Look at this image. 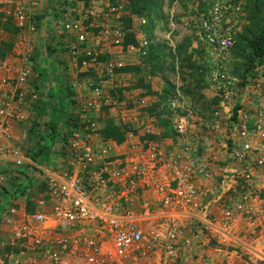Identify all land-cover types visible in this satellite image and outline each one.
Returning <instances> with one entry per match:
<instances>
[{"label": "built area", "instance_id": "obj_1", "mask_svg": "<svg viewBox=\"0 0 264 264\" xmlns=\"http://www.w3.org/2000/svg\"><path fill=\"white\" fill-rule=\"evenodd\" d=\"M68 2L60 10L63 48L80 69L97 67L100 79L87 84L92 96L71 117L76 127L61 131L60 161L47 168L9 142L10 123L22 120L36 100L25 90L29 55H19L12 78L0 81L8 89L0 97V188L7 182L4 166H27L43 185L31 210L0 209L8 234L4 258H12L9 264H182V254L194 248L201 264H264V57L250 75L229 68L243 0H196L178 17L200 54L204 87L215 104L201 133L195 127L202 119L178 103L175 90L157 109L169 122L168 138L157 135L147 96L118 103L103 98L98 86L122 68L110 57L97 60L103 43L140 58L156 35L123 48L124 31L104 24L98 39L88 38L84 15L76 17ZM178 4L170 1L169 20ZM117 10L106 4L103 20ZM13 20L18 31H33L21 9ZM100 109L113 110L114 125L123 128L120 141L98 137L91 114ZM30 194L22 188L24 200Z\"/></svg>", "mask_w": 264, "mask_h": 264}, {"label": "crops", "instance_id": "obj_2", "mask_svg": "<svg viewBox=\"0 0 264 264\" xmlns=\"http://www.w3.org/2000/svg\"><path fill=\"white\" fill-rule=\"evenodd\" d=\"M64 0H0V12L4 15L12 16L14 11L21 9L29 17V23L33 27L32 32L25 30L14 32L13 34H5L0 31V42H9L11 49L0 59V81L10 79L13 76V65L19 55L26 53L29 55V78L25 87L26 91H33L36 95V100L30 103L23 111V119L19 122H12L9 125V142L11 145L19 148L23 154L27 155L34 164H39L44 168L55 166L58 164L55 149L48 147V139L43 136L42 132H47L46 129L38 133H34L33 123H59L61 120L71 118L73 114L78 113V106L83 101L89 100L92 96L87 84L89 82H98L99 69L95 66L90 67L87 71L80 69L74 58L68 54L63 46L66 44V35L61 27L60 10ZM72 0L68 2L71 7H74L76 17L78 14H89L103 19L100 12L105 10L106 3H101L102 0H95L96 5L91 9L86 8L92 0ZM130 14V13H129ZM75 17V18H76ZM118 17H116L117 19ZM130 20L136 16L129 15ZM99 19H92V22H99ZM109 26V23H104ZM115 24H119L115 22ZM103 23L100 22L99 26ZM153 28V27H152ZM128 30V29H127ZM133 33V28L129 29ZM141 31V30H140ZM155 31L152 29L151 34ZM141 34V33H139ZM134 35L135 41L138 39ZM144 35V34H143ZM90 36L88 38H91ZM98 39V36L93 38ZM104 58H113L120 66L125 67L126 64H136L137 56L129 55L118 48L109 47L106 43L101 45ZM133 73L120 72L111 79H101L98 83L100 93L103 98L110 99L111 88H126L127 81L134 80ZM144 79V77H142ZM132 84L134 83L131 82ZM146 87L150 88V92L159 93L160 84L156 78L149 76L143 82ZM148 84V85H147ZM71 85H74L72 88ZM158 85L159 87H156ZM7 88H0V97L7 94ZM108 92L109 95L106 93ZM122 97L139 94L137 87L121 89ZM126 93V94H125ZM125 94V95H123ZM147 95H145L146 97ZM155 96H149L147 103H152L148 113H151L156 118L153 124L160 138L163 128L159 125V114L157 111L159 103H154ZM114 100V99H113ZM118 103H123L125 100H115ZM130 101H125L128 105ZM100 109L91 114L97 123V135L101 137V130L109 124H113L114 113ZM201 132V131H200ZM38 134V135H37ZM46 134V133H44ZM52 134V133H51ZM210 142V141H209ZM45 146L46 148H43ZM217 159L221 156L214 152ZM4 173L7 175V182L0 188V209L7 205H15L19 210H31L32 202L40 195L43 185L39 175L30 168L23 167L20 169H12L4 166ZM204 188L211 185V179L204 181ZM29 187L30 198L24 200L22 198V188ZM7 230L0 225V264H9L11 257L4 258L7 249L4 248V243L7 238ZM193 248L190 252L182 254V264H201L202 260L197 257Z\"/></svg>", "mask_w": 264, "mask_h": 264}, {"label": "rangeland", "instance_id": "obj_3", "mask_svg": "<svg viewBox=\"0 0 264 264\" xmlns=\"http://www.w3.org/2000/svg\"><path fill=\"white\" fill-rule=\"evenodd\" d=\"M83 1L85 4H87L86 2H89L87 0ZM170 1L171 0H162L163 5L160 7V13H158V15L154 13V10L150 13V25L153 27L152 29L155 31L154 34L156 37L152 40L151 44H149L148 55L141 58L136 57V64L125 65V72L134 74V83L132 84L131 82L133 81L128 80L127 85L129 86L126 88H111V90H109L111 96L110 98L112 100H125L130 101L129 103H136L139 98L147 95V97L155 96L154 103H165L166 99L173 96L176 90L179 94L178 103H184L185 106H189L196 110L198 116L202 119L201 125L197 126L196 124L195 128L197 129L199 127L198 130L201 131V133H206L208 130L207 127L210 124V115L215 103L211 94L206 91L202 84L199 67L200 58L198 54L190 47V45L189 47L187 46L188 48L183 45L184 40L188 39V35L178 21V17H183L189 8L192 9L196 0H179V7L174 10L175 17L169 20L167 10L169 9ZM261 1L262 0H243V6L245 5V9L244 11L242 9V12L244 17L241 22L239 36L233 50L231 67V69L233 68L234 72L238 75H247L246 71L257 67L260 64L261 59L264 57L263 51V56L257 58V56L253 54L250 46L252 39L258 33L260 17L262 15L251 16V12H253L254 7L260 8ZM103 2L107 5L118 8L116 13L107 17V23H109L110 26L120 27L125 34L127 29L132 27L134 35L141 33L137 35L138 39L144 36L143 32L140 31V27L143 25L140 24V18L136 17L135 19L133 18V20H130L129 18V0H102L101 3ZM95 5V0H92L86 8L91 9V7L93 8ZM135 8L139 9L138 6ZM104 9L105 10L101 11L102 13L106 12V8ZM101 12L100 16L102 15ZM9 15H3V19H5L4 23L9 25L5 31L6 35L13 34V31L19 32L14 27L13 13L12 16ZM247 15H249L248 18ZM84 17L82 25L87 33V36L95 37L98 31L101 30V26H99L100 22H102L103 25L106 22L103 19L100 21L99 17L91 16L88 13L84 14ZM116 17L118 18L116 19ZM92 19H99V22H92ZM115 22L119 24H115ZM148 76L158 80V84H160V89L158 90L159 93L150 92V88H147L143 83ZM142 77H144V79ZM155 86L159 87L158 85ZM130 87H137L139 92H141L136 95L127 96L128 98L122 97L120 90H128ZM106 93L109 95L108 92ZM125 101L123 103H125ZM69 119L71 118L52 124L33 123L34 133H38L40 129H42V131L46 129L47 132L43 131L42 135H49L54 131L59 133L61 131H68L69 129L75 128L76 125ZM157 140L156 142H158ZM216 142L217 141L215 140L212 145L215 146ZM47 143L49 145L53 142L51 143V140H48ZM43 148L46 147L43 146ZM51 148H53V146Z\"/></svg>", "mask_w": 264, "mask_h": 264}, {"label": "trees", "instance_id": "obj_4", "mask_svg": "<svg viewBox=\"0 0 264 264\" xmlns=\"http://www.w3.org/2000/svg\"><path fill=\"white\" fill-rule=\"evenodd\" d=\"M162 5H163L162 4V0H129V2H128L129 13L134 15V16H136V17H139L140 20L144 21L143 25H141L140 28H141V31L143 32L144 37L146 39H150V37H151L152 26L150 25V19H149L151 17L150 13H151V11L154 10V13L156 15H158V13H160L159 9H160V7ZM136 6H138L139 9H136L135 8ZM242 9L244 11L245 5L243 6ZM259 15H261V17H260V23H259V27H258V33L252 39V41L250 43L252 52H253V54H255L257 56V58H260L261 56L264 55L263 54V51H264V0L261 1L260 8L254 7L253 8V12H251V16H259ZM245 17H246V15H245ZM248 17H249V15H247V18ZM4 22H5V19H3V14L0 12V31H3V32H5L7 30V26H9L7 23H4ZM129 29L130 28H128V30H127V32H126V34L124 36V40H123V43H122V47L123 48L126 45H128V44H132V45H136L137 44V42L134 39L133 33L131 31H129ZM238 36H239V33L236 35L235 43H234L233 49L231 50V54H230L231 60H230L229 68H230V71L233 74H236V73L234 72L233 68L231 69V67H232V56H233L232 54H233V50H234V47L236 45ZM183 45H184V47H187V46L189 47L190 40L189 39H185ZM148 48H149V45L147 46V49H146V55H148ZM10 49H11V44L9 42H0V59L3 58V56L6 53H8L10 51ZM194 51L198 54V56L200 55L196 50H194ZM199 58H200V56H199ZM105 59L106 58L101 57V56H99L97 58V60L101 61V62L104 61ZM199 67H200V74H201L202 84H203V86H205L204 82H203L204 68H203V65L201 63V59H200ZM120 70H121V72H122V70H123V72H125L126 69L124 67L123 69H120ZM252 70L253 69L251 68L248 71H246L247 75H250L252 73ZM236 75H238V74H236ZM238 76H243V75H238ZM69 120L71 121V119H69ZM159 125L162 126V128H163V132H162L160 138H168V137H170L171 136V129H170L169 122L165 119V120L159 121ZM122 130H123L122 127H119V126H116V125H113V124H109V125H106L101 130V137L105 138V139L109 138V139H112V140H115V141H120V139H121L120 136H121ZM59 135L62 136L61 132L58 133L57 131L56 132L54 131L52 134L42 135L41 139H40L41 141H43V136H45V137H47L48 140H51V143L53 142L52 144H49L48 147L51 148L53 146V148L56 150V152H57L56 153V155H57L56 157H57V161L58 162L60 161L59 160V156H61L60 155L61 153H60V151H57V143L64 142V139H61V136L59 138Z\"/></svg>", "mask_w": 264, "mask_h": 264}]
</instances>
